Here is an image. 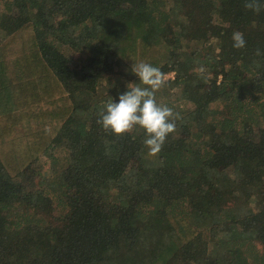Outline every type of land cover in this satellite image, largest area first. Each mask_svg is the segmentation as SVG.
<instances>
[{"label":"trees","instance_id":"16d2710c","mask_svg":"<svg viewBox=\"0 0 264 264\" xmlns=\"http://www.w3.org/2000/svg\"><path fill=\"white\" fill-rule=\"evenodd\" d=\"M244 4L0 0V264H264V8ZM135 62L181 117L156 157L97 123Z\"/></svg>","mask_w":264,"mask_h":264},{"label":"clouds","instance_id":"9594fccd","mask_svg":"<svg viewBox=\"0 0 264 264\" xmlns=\"http://www.w3.org/2000/svg\"><path fill=\"white\" fill-rule=\"evenodd\" d=\"M247 10L259 13L264 8L261 0H245ZM233 47L246 46L243 33L233 32ZM259 54V51L258 53ZM131 71L139 78V83H129L128 90L104 104L97 123L105 131L117 136L130 132L135 126L145 130L144 146L149 157H156L170 133L176 130V121L181 119L178 112L157 102L156 92L166 84V76L160 68L145 62H135Z\"/></svg>","mask_w":264,"mask_h":264},{"label":"rangeland","instance_id":"374dc122","mask_svg":"<svg viewBox=\"0 0 264 264\" xmlns=\"http://www.w3.org/2000/svg\"><path fill=\"white\" fill-rule=\"evenodd\" d=\"M2 10H3V8H2V6H0V11H2ZM170 76H172V74L167 75V77H170ZM42 161L45 164H49L50 165L51 159H49L47 156H43L42 157ZM225 201L227 203L233 202L234 201V197H229V198L227 197V198H225Z\"/></svg>","mask_w":264,"mask_h":264}]
</instances>
